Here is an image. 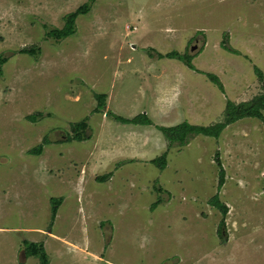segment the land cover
<instances>
[{
	"label": "rangeland",
	"instance_id": "374dc122",
	"mask_svg": "<svg viewBox=\"0 0 264 264\" xmlns=\"http://www.w3.org/2000/svg\"><path fill=\"white\" fill-rule=\"evenodd\" d=\"M88 1L0 0V264H40L24 241L43 245L49 264H264L262 123L241 120L181 149L157 130L213 126L227 101L264 94L254 73L264 80V0H96L74 35L46 39ZM30 49L39 52L19 54ZM171 52L194 56V70L156 57ZM82 121L92 140L72 142ZM165 153L161 171L149 160ZM81 166L92 173L75 183Z\"/></svg>",
	"mask_w": 264,
	"mask_h": 264
},
{
	"label": "trees",
	"instance_id": "16d2710c",
	"mask_svg": "<svg viewBox=\"0 0 264 264\" xmlns=\"http://www.w3.org/2000/svg\"><path fill=\"white\" fill-rule=\"evenodd\" d=\"M96 0H89L87 4L81 6L80 8H78L74 13L68 15L65 17V24L64 27L61 30H53V31H49L45 34L46 39H51L55 42H60L64 39H66L67 37H70L72 35L75 34V23H76V19L79 16H83V15H87L91 9V6L94 4ZM221 46L228 52L233 53V54H238L237 52L229 49L225 43L221 44ZM149 51H153V50H149ZM36 52H39V49L35 50V49H30V50H22L19 52V54L22 55H29L31 57L36 56ZM150 54V52H149ZM151 55V54H150ZM158 59H174L177 61L182 62L186 68H188L189 70L193 71L194 68L192 66V60L194 59V56H189L187 55V53L184 54H179L177 52H171L169 54L166 55H161V54H157L156 56ZM7 63V59L3 58L2 56L0 57V66L4 65ZM254 73L256 74L258 81L260 83H263V74L260 70H258L257 68H254ZM1 74V71H0ZM207 79L213 84L215 85L218 90L224 95V88L223 85L221 84V82L219 81V79L216 76L213 75H207L206 76ZM263 87V86H262ZM96 99L98 101V107H103L104 105V101L106 99V97L104 95H97ZM264 94H260L259 96L254 97L252 100L248 101V102H242L239 104H235L232 103L230 101H227L225 104V109L223 112V120L221 122H219L218 124H215L213 126H209V127H202V126H192L189 125L187 122H183L177 126L174 127H158L157 130L162 133L163 137L166 139V141L168 142L169 147L171 148L174 145L177 146L178 148H183L185 146L188 145L189 142V138L191 139L192 137L195 136H203L206 138H212L215 140H218L219 137L221 136V134L223 133V131L229 127L230 125H233L241 120H245V119H256L258 121H260L264 127ZM40 116V115H39ZM111 118H113L115 121L124 124V125H134V126H151L152 122L146 117V115H139L136 116L135 118L131 119V120H125L122 118H118V117H114V116H110ZM28 121L30 122H34L35 119H37V116H30L26 118ZM73 133L75 134L72 142H77V143H82V142H86L90 140V136L87 135V131H88V125L87 122L82 121L78 124H74L71 126ZM67 142H70V140H68V138H66ZM43 144L47 147L50 143L49 141H44ZM44 145L43 146H39L36 149L30 151L29 153L31 155L40 157L43 153L44 150ZM151 164L156 165L159 170L163 171L166 168L167 165V160H166V153L161 156L160 158H156L152 161H150ZM216 164L218 166V190L221 189V187H223L224 182H225V173L223 171V169L220 166V163L218 161V159H216ZM111 177V175H106L100 178L96 179V182L100 183V184H104L107 182V180H109ZM158 192H161V189L158 190ZM62 203V199L59 200H53V206H52V222H54L56 214H57V210L60 207ZM160 201L156 202L155 204H153L151 206V211L153 212L154 210H156V208L159 206ZM209 205L211 207H213L214 209L218 210L219 213L221 214V216L224 217L227 215L228 213V209L227 207L220 203L218 200V197L215 196L213 197L210 202ZM223 220L220 224V231L223 228ZM27 250H24V256L25 258H29V257H35V258H39L40 260V264H49V259L47 257V254L44 250L43 245H38V244H32V243H27Z\"/></svg>",
	"mask_w": 264,
	"mask_h": 264
},
{
	"label": "crops",
	"instance_id": "0c3cea01",
	"mask_svg": "<svg viewBox=\"0 0 264 264\" xmlns=\"http://www.w3.org/2000/svg\"><path fill=\"white\" fill-rule=\"evenodd\" d=\"M130 126H134V125H130ZM122 138L124 139V141H126L127 139H130L131 137L130 136H127L126 135V133H123V135H122ZM94 139H95V137H94ZM106 138H104V139H102V141H104ZM92 139H90L89 141H91ZM54 143V142H53ZM53 143H51V145L53 144ZM83 143V142H82ZM97 143H98V141H97ZM95 144H96V142H95ZM50 146V145H49ZM124 148V147H123ZM122 148V149H123ZM108 150H109V147H105L101 152H100V155H109L108 154ZM143 150H144V148H143ZM145 151V150H144ZM143 154V153H142ZM104 157V156H103ZM107 159V158H106ZM107 160H109V159H107ZM135 160H137V159H135ZM150 161H152V160H149V162ZM81 168L83 169V171H82V169H81V173L82 174H80V176H78V180L75 182V183H81L82 181H84L86 178H87V175L88 174H90V173H92V172H88V171H85V167H83V166H81ZM83 176H86V177H83ZM112 179V176L110 177V179L109 180H111ZM109 180H107L108 182H110ZM107 182V183H108ZM106 183H104V185H105ZM55 219H56V217H55ZM25 242V244H29L30 242H28V241H24ZM32 244H36V243H32ZM25 257V256H24Z\"/></svg>",
	"mask_w": 264,
	"mask_h": 264
},
{
	"label": "clouds",
	"instance_id": "9594fccd",
	"mask_svg": "<svg viewBox=\"0 0 264 264\" xmlns=\"http://www.w3.org/2000/svg\"><path fill=\"white\" fill-rule=\"evenodd\" d=\"M54 143H55V142H54ZM54 143H53V144H54ZM50 145H51V144H50ZM48 146H49V145H48ZM48 146H47V147H48Z\"/></svg>",
	"mask_w": 264,
	"mask_h": 264
}]
</instances>
